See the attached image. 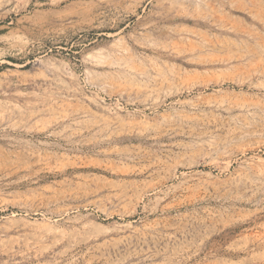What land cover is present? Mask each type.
Segmentation results:
<instances>
[{"label":"rangeland","instance_id":"obj_1","mask_svg":"<svg viewBox=\"0 0 264 264\" xmlns=\"http://www.w3.org/2000/svg\"><path fill=\"white\" fill-rule=\"evenodd\" d=\"M0 264H264V0H0Z\"/></svg>","mask_w":264,"mask_h":264},{"label":"trees","instance_id":"obj_2","mask_svg":"<svg viewBox=\"0 0 264 264\" xmlns=\"http://www.w3.org/2000/svg\"><path fill=\"white\" fill-rule=\"evenodd\" d=\"M4 31L2 29H0V34L3 33Z\"/></svg>","mask_w":264,"mask_h":264}]
</instances>
